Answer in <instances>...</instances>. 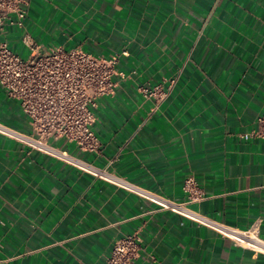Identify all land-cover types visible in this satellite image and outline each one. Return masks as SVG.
Here are the masks:
<instances>
[{
	"label": "crops",
	"instance_id": "crops-1",
	"mask_svg": "<svg viewBox=\"0 0 264 264\" xmlns=\"http://www.w3.org/2000/svg\"><path fill=\"white\" fill-rule=\"evenodd\" d=\"M25 32L41 53L119 54L126 75L97 100L99 152L55 146L171 202L186 201L192 174L204 198L186 207L215 224L0 130V264H103L114 241L132 233L141 240L132 264H264L263 253L224 234L257 222L264 242V139L244 137L264 113V0H29L23 27H6L0 39L23 56ZM172 76L171 94L150 112L138 87ZM0 124L31 132L1 85Z\"/></svg>",
	"mask_w": 264,
	"mask_h": 264
},
{
	"label": "built area",
	"instance_id": "built-area-1",
	"mask_svg": "<svg viewBox=\"0 0 264 264\" xmlns=\"http://www.w3.org/2000/svg\"><path fill=\"white\" fill-rule=\"evenodd\" d=\"M28 7L29 0H0V35L6 31V27H23ZM21 41L30 51L26 58L12 51L6 41L0 39V85L6 89L8 96L19 103L29 120L31 132L23 136L0 124L1 132L16 134L32 148L74 164L117 186L137 190L162 209L205 224H215L186 207V204L204 198L192 174H188L183 182V190L188 194L186 201L171 202L136 188L107 167L93 166L55 146L56 141L63 140L73 144L80 153L99 152V140L92 128L94 110L99 98L114 92V78L126 76L116 69L119 54L95 56L78 47L65 49L61 46L41 53L36 41L27 32L23 33ZM121 54L127 53L122 51ZM176 79L177 76H172L157 84L147 82L138 87L144 99L151 102L150 112H156L169 97ZM256 124V129L245 134V138L264 139V113L256 117ZM257 224L255 222L249 229L236 230L233 234L227 232L230 229H225L224 234L231 238L235 246L264 254V250L252 247L251 244L257 242L249 238L252 235L259 237ZM140 242L137 233L116 239L103 264H132L140 255Z\"/></svg>",
	"mask_w": 264,
	"mask_h": 264
},
{
	"label": "bare ground",
	"instance_id": "bare-ground-1",
	"mask_svg": "<svg viewBox=\"0 0 264 264\" xmlns=\"http://www.w3.org/2000/svg\"><path fill=\"white\" fill-rule=\"evenodd\" d=\"M234 231H236V230H230V231H227L228 233H230V234H233L234 233ZM233 232V233H232ZM250 238V240H255V242H257V243H252L251 245H252V247H254L255 249H262V250H264V243L263 242H261V240L259 239V237H255L254 235H252V236H250L249 237ZM255 238V239H254Z\"/></svg>",
	"mask_w": 264,
	"mask_h": 264
},
{
	"label": "rangeland",
	"instance_id": "rangeland-1",
	"mask_svg": "<svg viewBox=\"0 0 264 264\" xmlns=\"http://www.w3.org/2000/svg\"><path fill=\"white\" fill-rule=\"evenodd\" d=\"M27 56H28V54H25V55H23L22 57H23V58H26Z\"/></svg>",
	"mask_w": 264,
	"mask_h": 264
}]
</instances>
